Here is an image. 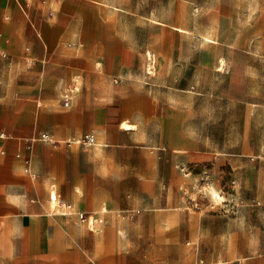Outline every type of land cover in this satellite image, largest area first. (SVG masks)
I'll return each mask as SVG.
<instances>
[{
  "label": "rangeland",
  "instance_id": "rangeland-1",
  "mask_svg": "<svg viewBox=\"0 0 264 264\" xmlns=\"http://www.w3.org/2000/svg\"><path fill=\"white\" fill-rule=\"evenodd\" d=\"M4 102L53 130V213L116 228L88 264H264V0H0Z\"/></svg>",
  "mask_w": 264,
  "mask_h": 264
},
{
  "label": "crops",
  "instance_id": "crops-1",
  "mask_svg": "<svg viewBox=\"0 0 264 264\" xmlns=\"http://www.w3.org/2000/svg\"><path fill=\"white\" fill-rule=\"evenodd\" d=\"M199 10L198 6H192L190 17ZM81 81L83 88V78ZM95 85L98 90L105 88L102 75L96 74ZM13 87L18 89L22 85L10 88ZM17 103L15 106H18ZM102 104L101 100L94 101L88 97L84 100L81 114L92 116L95 110L92 111L91 107ZM59 112L52 110L47 115L54 117L61 114ZM96 119L95 114L90 121ZM121 120L122 115H119L116 121ZM40 123L38 114L33 110L21 108L18 111L15 107L10 115L6 103H0V264H88L86 245L90 235H95V240L103 242L104 234L115 243L118 239L116 228L98 226L103 223V218L99 216L95 218L93 229L89 224L86 226L87 221L78 217L84 211L75 208V204L80 203L79 199L78 202H65L70 205L67 210L53 213L48 197V177L54 170L56 149L48 142L32 141V137L40 132L46 131L53 135L50 126L46 128L51 131L44 130ZM1 133H5V136H1ZM85 133L88 132H82L80 136ZM80 136L73 134L69 137ZM69 145L67 149L72 150L74 144ZM62 150L61 146L57 147L59 154ZM95 200L93 205L97 207L101 198L97 196Z\"/></svg>",
  "mask_w": 264,
  "mask_h": 264
},
{
  "label": "built area",
  "instance_id": "built-area-1",
  "mask_svg": "<svg viewBox=\"0 0 264 264\" xmlns=\"http://www.w3.org/2000/svg\"><path fill=\"white\" fill-rule=\"evenodd\" d=\"M82 85V81L80 78H75L73 82L71 83V86L69 89H67L66 92H64L62 97V104L64 107H70L72 105L73 98L78 91H80ZM1 136H5V133H2ZM8 136L13 137L12 134H8ZM36 140H42L45 142H51L53 141L52 135L46 131L40 132L39 135L32 137V141ZM96 139L95 135L93 133H85L81 135L80 137H73L69 138L67 140L68 144H83V145H93L95 144ZM51 202H53V196L51 194ZM70 205H68V208ZM78 217L82 221H87L90 225V228L93 229L95 225V218H90L91 216L86 215L84 212H80L78 214ZM99 221H102V219H99Z\"/></svg>",
  "mask_w": 264,
  "mask_h": 264
},
{
  "label": "bare ground",
  "instance_id": "bare-ground-1",
  "mask_svg": "<svg viewBox=\"0 0 264 264\" xmlns=\"http://www.w3.org/2000/svg\"><path fill=\"white\" fill-rule=\"evenodd\" d=\"M178 31H181V32H184V33H189V30L188 29H186V28H184V27H181V26H176L175 27ZM207 41H212V39L211 38H209V37H206L205 38ZM149 54H151L150 52H149ZM150 57V56H149ZM123 124H124V128L125 129H135V127L133 126V125H131V124H129V123H126V122H123ZM214 187V186H213ZM220 187V186H219ZM215 188V187H214ZM214 188H211V191H212V194L215 196V197H217V198H220V199H222L223 200V196L222 195H220V193L217 191V190H215ZM209 193V192H208ZM51 194H52V196H53V202L52 203H55V201L57 200V197H56V193L55 192H51ZM228 197V196H227ZM226 197V198H227ZM229 197H230V195H229ZM233 198V197H232ZM212 199V198H211ZM227 200H228V198H227ZM232 201V200H231ZM219 204V203H218Z\"/></svg>",
  "mask_w": 264,
  "mask_h": 264
}]
</instances>
